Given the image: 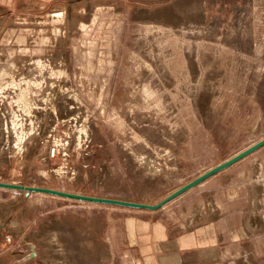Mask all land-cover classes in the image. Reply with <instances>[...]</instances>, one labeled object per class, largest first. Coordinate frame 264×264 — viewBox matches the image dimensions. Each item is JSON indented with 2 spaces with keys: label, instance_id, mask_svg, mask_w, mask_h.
I'll return each instance as SVG.
<instances>
[{
  "label": "rangeland",
  "instance_id": "rangeland-1",
  "mask_svg": "<svg viewBox=\"0 0 264 264\" xmlns=\"http://www.w3.org/2000/svg\"><path fill=\"white\" fill-rule=\"evenodd\" d=\"M262 138L264 0L0 9L2 183L154 205ZM168 204L231 228L217 264H264V147ZM135 213L0 189V264H135L105 241Z\"/></svg>",
  "mask_w": 264,
  "mask_h": 264
},
{
  "label": "crops",
  "instance_id": "crops-1",
  "mask_svg": "<svg viewBox=\"0 0 264 264\" xmlns=\"http://www.w3.org/2000/svg\"><path fill=\"white\" fill-rule=\"evenodd\" d=\"M55 0H0V9L9 10L27 4H44ZM169 205V204H167ZM166 206L153 216L141 219L140 214H129L121 219V225L113 234L106 235V243L112 255L129 259L135 264H217L231 252V228L209 222L184 220L173 222L159 219ZM115 236V242L112 237Z\"/></svg>",
  "mask_w": 264,
  "mask_h": 264
},
{
  "label": "water",
  "instance_id": "water-1",
  "mask_svg": "<svg viewBox=\"0 0 264 264\" xmlns=\"http://www.w3.org/2000/svg\"><path fill=\"white\" fill-rule=\"evenodd\" d=\"M264 147V138L259 140L258 142L252 144L251 146L245 148L244 150L238 152L237 154L233 155L231 158L225 160L224 162L210 168L203 174L199 175L195 179L191 180L187 184L181 186L180 188L174 190L167 196H165L162 200L154 205L145 204V203H138V202H131V201H124L118 199H110L104 197H91L85 196L75 193H68L63 191H58L54 189L48 188H38V187H28V186H21L13 183H2L0 182V189L9 190L18 196L28 197L32 193H39L44 195H50L58 198L68 199V200H77L81 202H88L94 204H102V205H111L126 209L132 210H143V211H158L171 201L177 199L187 191L195 188L196 186L202 184L206 180L210 179L211 177L217 175L218 173L228 169L229 167L233 166L234 164L238 163L239 161L243 160L244 158L248 157L249 155L255 153L260 148ZM30 253L26 254V256L19 261V263H23L26 260H30L35 258V246L32 244H28Z\"/></svg>",
  "mask_w": 264,
  "mask_h": 264
},
{
  "label": "built area",
  "instance_id": "built-area-1",
  "mask_svg": "<svg viewBox=\"0 0 264 264\" xmlns=\"http://www.w3.org/2000/svg\"><path fill=\"white\" fill-rule=\"evenodd\" d=\"M54 153H55V151L52 149V150H51V155L54 156ZM35 250H36V249H35ZM29 253H30V252H29ZM29 253H28V254H29Z\"/></svg>",
  "mask_w": 264,
  "mask_h": 264
}]
</instances>
